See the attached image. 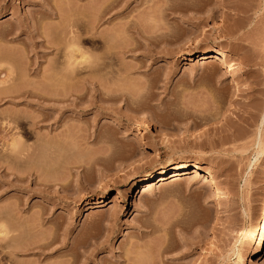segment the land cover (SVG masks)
I'll list each match as a JSON object with an SVG mask.
<instances>
[{"label":"rangeland","instance_id":"obj_1","mask_svg":"<svg viewBox=\"0 0 264 264\" xmlns=\"http://www.w3.org/2000/svg\"><path fill=\"white\" fill-rule=\"evenodd\" d=\"M91 32L104 47L90 50ZM206 50L225 68L198 61ZM80 53L103 69L92 74ZM73 77L114 99L98 102V85ZM1 81V159L11 161V136L33 155L8 163L19 181L0 173L10 236L0 264H79L83 249L85 264H252L264 203V0H0ZM13 113L17 125L5 120ZM181 165L180 180L138 195L147 175ZM262 244L254 264H264Z\"/></svg>","mask_w":264,"mask_h":264},{"label":"bare ground","instance_id":"obj_2","mask_svg":"<svg viewBox=\"0 0 264 264\" xmlns=\"http://www.w3.org/2000/svg\"><path fill=\"white\" fill-rule=\"evenodd\" d=\"M91 25H94L93 23L91 24ZM95 26V25H94ZM94 26H93V28H92V30L94 29ZM95 30V29H94ZM93 30V31H94ZM92 33V34H91ZM90 34V38L88 37L86 40H85V43H87V44H89L90 45V50H92V51H94V50H96L97 49V47H96V45L97 44H101L102 46L101 47H104L103 46V44H105V40H104V37H103V35H102V37H100L101 35L100 34H94L93 32H91ZM94 34V35H93ZM97 35H98V37H97ZM131 35H137L141 40H142V37H143V41L144 40H146V41H148L147 43H149V44H151V46L153 45V43L155 42L154 41V38L153 37H151V35H149V37L150 38H147L145 35V37L142 35V33L140 34V32H132L131 33ZM134 38V37H133ZM138 38V39H139ZM152 38H153V40H152ZM152 40L153 41V43L152 42H149V40ZM150 40V41H151ZM145 41V42H146ZM70 42H72V40H70ZM147 43H141L140 44V46H143L144 47V49H148V45H146ZM72 44H70V46H71ZM99 46V45H98ZM154 46H155V44H154ZM72 47H73V45H72ZM69 47V50H70V48H71V50L69 51L70 52V56H69V53H68V56L69 57H67L68 58V60L70 59H72L73 60V54L74 53H78L79 52V47ZM100 47V46H99ZM121 52V51H120ZM123 54V53H122ZM80 55H81V58H80V60H81V62H79V64H84L85 65V68L86 69H88V70H90V72L93 74V73H96V72H98L99 70H102L103 69V67H102V65L101 64H99V66L97 65H91L90 63H89V61H88V57L86 56V55H84L83 53L81 54L80 53ZM197 58H198V61H202V62H209V63H213V65H220V68L221 69H223V68H225L224 67V63L222 62V60L219 58V57H217V56H215L214 54H212V52L210 51V50H206V51H204V52H202V53H200V54H198V56H197ZM70 60H69V65H71V62H73L72 64H75L74 63V61H71L70 62ZM75 60V59H74ZM76 62V61H75ZM76 65H78V63H76ZM101 65V66H100ZM100 69H99V68ZM98 68V69H97ZM71 69V68H70ZM75 66H74V70L73 71H75ZM95 70V71H94ZM97 70V71H96ZM9 71L10 70H7V72L6 73H8L9 74V76H10V74H11V72L9 73ZM71 71V70H70ZM73 71H71L72 73H73ZM94 71V72H93ZM89 72V73H90ZM72 73H69V76H71V74ZM144 74L146 73V72H143ZM83 73L82 72H80V71H78L77 70V72L75 73V75H74V77H77L78 75H82ZM92 74H90L91 75V77H92ZM117 76L116 77H118V78H120L119 77V74H116ZM84 76V75H83ZM83 76L81 77L82 79H83ZM73 77V80L75 79L76 80V78H74ZM84 77H87V76H84ZM89 77V76H88ZM70 79H72V76L71 77H69ZM79 78V77H78ZM78 78H77V80H76V82L78 81H84L85 79H87V78H85L84 80H82L81 78L78 80ZM93 78V77H92ZM90 79L89 78V81H88V79L87 80H85V81H88V84H91L94 80V78L93 79ZM72 80V81H73ZM93 80V81H92ZM162 80V79H161ZM5 81V80H4ZM91 82V83H90ZM95 82V83H94ZM93 83L94 84H96V85H98L97 83H98V81L97 80H95ZM97 82V83H96ZM1 83H4L3 81H1L0 82V84ZM92 83V84H93ZM101 83V82H100ZM3 85V84H2ZM2 85H0V90L2 91ZM101 84H99L98 85V87L100 86ZM103 85V84H102ZM104 86V85H103ZM103 86H101V87H103ZM93 87V86H92ZM91 87V88H92ZM94 87H96L95 85H94ZM92 88V93L93 94H95V93H97V101L99 102V101H101L102 103H104V102H106V101H110V100H113L114 99V97H113V94H111V93H109L110 91H108V90H106V88H105V90H102V88H97L96 87V89L95 88ZM63 94V93H62ZM61 94V95H62ZM110 94V95H109ZM112 95V96H111ZM94 96V95H93ZM63 97V96H62ZM96 97H95V99H96ZM78 98V97H77ZM75 99L76 101H78V100H80V99ZM116 98H121L122 99V96L120 95V96H117ZM127 97L125 96V99H126ZM131 99V98H130ZM120 100V99H119ZM126 100H128V99H126ZM81 101V100H80ZM80 101H78L79 103H80ZM125 101V100H124ZM59 102V101H58ZM57 102V103H58ZM96 102V101H95ZM94 102V103H95ZM128 102H132L131 100H129ZM127 102V103H128ZM47 103V102H46ZM49 103V102H48ZM53 103V102H52ZM95 105V104H94ZM128 105V104H127ZM40 106H41V104H40ZM43 106V105H42ZM45 106H46V104H45ZM129 106V105H128ZM98 107H101V106H99L98 105ZM98 107L96 106V108L98 109ZM102 108V107H101ZM129 108V110H134V111H137V107H135V108H133V107H128ZM100 109V108H99ZM101 110V109H100ZM102 111H103V109H102ZM83 113V112H82ZM100 113V112H99ZM102 113V112H101ZM14 115H16L15 113H13V117H12V115H9V116H11V117H4L5 118V120H10V121H12L13 122V124H14V122L15 121H17V122H19L20 121V119L19 118H16L17 117V115H16V117L14 116ZM264 116V115H263ZM18 117H20V116H18ZM21 118V117H20ZM29 118V117H28ZM31 118V117H30ZM29 118V121L24 117V118H22V119H24V120H22L21 119V122L22 121H24V125H25V123H27V122H29V123H27L26 125H33V126H35V122L36 121H34V120H36L34 117H32L34 120V122L31 120ZM18 119H19V121H18ZM26 120V121H25ZM263 120V119H262ZM6 122H8V121H6ZM17 122H15V124L17 125ZM11 123V122H10ZM194 124V123H193ZM20 125H23L22 123H20ZM24 125H23V127H24ZM192 125V124H191ZM1 126V125H0ZM37 126V125H36ZM193 126V125H192ZM192 126H191V128H192ZM155 127V132L157 133V132H160V131H164V130H162L161 128H159V127H157V126H154ZM193 127H195V125L193 126ZM200 129H197V127L196 128H194V131L197 129V131L198 130H200V132L199 133H204V132H208V131H210L209 129L210 128H208V126L206 127V125L204 124V125H200ZM2 128V127H1ZM199 128V127H198ZM2 130H3V128H2ZM24 131V130H23ZM27 131H29L28 130V128H27ZM30 131H32V130H30ZM30 131L28 132V134L30 133ZM193 131V130H192ZM196 131V132H197ZM202 131V132H201ZM26 132V131H25ZM24 132V133H25ZM33 133V131L31 132V134ZM26 134V133H25ZM30 134V135H31ZM21 135H23V133H21ZM11 136V135H10ZM26 136V135H25ZM29 136V135H28ZM27 136V137H28ZM11 137H14L13 139L11 138ZM10 137V140H12V141H10V142H4V143H2V145L4 144V146L6 145L5 143H10L9 145H8V149H6L7 148V145H6V148L5 147H3L4 149H5V151H6V153L4 152V150H2L1 152L3 153V155H4V153L6 154V155H4L5 156V158H7V159H5L4 158V160L5 161H9V160H11V161H9L10 162V164H11V166L12 165H16L17 164V162L18 163H23V164H25L24 163V161H27V159H29L28 157L29 156H31V154L32 153H30V155L28 156V154L29 153H27L26 151H25V146L24 145H26L25 144V142H23V140L21 139L20 140V137L18 138V136L16 137V136H11ZM16 137V138H15ZM30 138H31V136H29ZM2 137L0 136V140H2L1 139ZM22 138V137H21ZM52 139V141H53V139L54 138H57V136L55 137L54 136V138L53 137H51ZM24 139H25V137H24ZM27 139V138H26ZM27 146V145H26ZM25 147V148H24ZM24 148V149H23ZM28 149V147L26 148V150ZM1 150V149H0ZM1 153V154H2ZM33 155V154H32ZM3 157V156H2ZM27 158V159H26ZM1 160H2V165L4 166V165H6L5 166V170H7V171H4V170H2V171H0V173H4V172H6V173H11V174H13V175H15V173H18V169H17V171L16 170H14L13 169V171L11 170V171H9L11 168H9V167H7V165H9L10 166V164H8L9 162H6L7 164H4V161H3V159H1V155H0V162H1ZM13 161V162H12ZM14 163V162H16V163H14V164H12V163ZM20 164H18V166L20 165ZM23 164H21V166H19V167H22L23 166ZM1 165V164H0ZM10 166V167H11ZM18 166L16 167V168H18ZM0 167H2V166H0ZM14 167V166H13ZM12 167V168H13ZM24 167V166H23ZM8 168H9V170H8ZM15 168V167H14ZM15 168V169H16ZM127 169H131V167L130 168H127ZM14 171H16V172H14ZM127 171H129V170H127ZM20 172H21V174H22V172H24V171H21L20 170ZM20 172H19V175H20ZM9 173V174H10ZM187 173V168L185 167V166H183V165H181V166H176V167H164V168H162L158 173H154V174H150V175H147L140 183H139V186L140 187H138V190H137V193H138V195L140 194H143V193H145L149 188H151L152 186H155L156 185V183H161V185H163L165 182H167L168 180H171L172 182H174V181H178V180H180V178L182 177V176H184L185 174ZM192 174L194 175V176H196V171H193L192 172ZM2 176H3V178L4 177H6V175L7 174H5L4 173V175L3 174H1ZM12 175V176H13ZM1 177V176H0ZM2 178V177H1ZM13 178V177H12ZM15 180H17V181H19L20 179H19V176H17V175H15ZM203 181H202V185H209V184H211V183H213V181L210 179V178H208V177H203V179H202ZM0 181H1V179H0ZM104 200H103V196H101V198H100V200H99V202L95 205V207H94V209H99V207H101V206H103V204H104ZM1 222V221H0ZM160 228H162V227H160ZM8 229H7V227H5V226H3L1 223H0V244H1V242L3 241V243L5 242L6 243V241L8 240V238L10 239V236H8ZM252 231L253 232H257V233H259V237H258V240L256 241V244H255V247L253 248V250H252V252H251V259H250V262L249 263H252V264H254V261L252 260V258H255V257H257L258 256V253H259V251L261 250V248H262V240H263V238H264V203H263V208H262V212H261V214H260V217H259V219H258V221L256 222V224H254V226H252ZM8 236V237H7ZM7 238V240H5ZM5 240V241H4ZM3 243L1 244V248H2V246H3ZM62 247H64V246H62ZM65 247H66V245H65ZM70 247H71V245H70ZM70 247H68L70 250L72 249V248H70ZM1 248H0V250H1ZM60 248V247H59ZM67 248V249H68ZM52 249V248H51ZM58 249V248H57ZM54 250H55V248H54ZM52 251V250H51ZM60 251V250H59ZM55 252V251H54ZM58 252V251H57ZM63 252H66V251H64L63 250ZM61 254H62V252H61ZM64 254V253H63ZM78 254H80V256L81 257H83L82 259L83 260H81V261H79L80 263L79 264H85L86 263V261L88 260V255L87 256H85V250L83 249V252H80V251H78ZM50 255V254H49ZM64 261V260H63ZM104 262V261H103ZM106 262V261H105ZM117 262H119V261H117ZM62 263V261L61 262H56V263H51V264H61ZM63 264V263H62ZM64 264H68V263H64ZM69 264H71V263H69ZM100 264H102V263H100ZM104 264V263H103ZM107 264V263H106ZM118 264V263H117ZM130 264V263H129ZM131 264H134V262H131Z\"/></svg>","mask_w":264,"mask_h":264}]
</instances>
